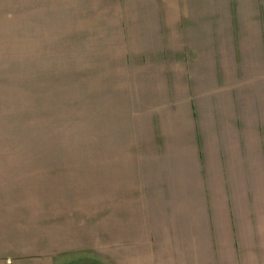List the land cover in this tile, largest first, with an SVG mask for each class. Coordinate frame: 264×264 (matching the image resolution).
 Instances as JSON below:
<instances>
[{
    "label": "rangeland",
    "instance_id": "obj_1",
    "mask_svg": "<svg viewBox=\"0 0 264 264\" xmlns=\"http://www.w3.org/2000/svg\"><path fill=\"white\" fill-rule=\"evenodd\" d=\"M232 8L248 72L223 87L242 85L260 107L264 0H0V264H264V193L256 217L254 201L238 209L235 251L224 204L214 227L205 194L166 191L136 143L153 113L142 89L153 109L163 86L156 67L144 69L159 63L161 14L168 38L178 39L182 14L202 24L183 33L201 45ZM244 8L261 10L258 29L242 26ZM261 134L258 160L264 125Z\"/></svg>",
    "mask_w": 264,
    "mask_h": 264
},
{
    "label": "crops",
    "instance_id": "obj_2",
    "mask_svg": "<svg viewBox=\"0 0 264 264\" xmlns=\"http://www.w3.org/2000/svg\"><path fill=\"white\" fill-rule=\"evenodd\" d=\"M235 9L222 14L221 24L217 23V18L211 17L214 24L201 39V45L200 41L192 37L191 40H183V33L204 31L202 24H184V17L188 14H182L183 19L179 21L182 23L176 26L178 39L173 36L168 38L167 35L174 30L170 29L167 18L164 19L167 13L161 14L163 18L159 29L165 39H162V49L158 53L159 63L147 66L145 62L143 68L152 72L151 68L156 67L153 70L163 80V86L153 95V109H147L146 97L149 94L145 90L149 86L142 89V110H152L153 113L151 124L149 127L145 125L146 132L143 133L142 141L136 143L142 144L141 154L150 155L155 161L154 168L161 177L163 175L166 178V181L161 182L166 191L175 186L174 192L178 194H205L214 227L216 209L224 204L223 208L228 211L230 219V229L235 235L234 243L236 247L238 245L235 251H240L242 233L238 230L237 221L232 222L238 219L237 211L242 208L241 204L245 209L252 208V203L259 199L257 194L264 193L256 189L258 162L259 169L263 166L261 171H264V158L260 156L258 160V155H263L261 133L264 119L262 122L259 112L264 105L259 107L256 104L254 93L248 92L253 96L247 100L246 88L236 86L234 81L232 89L223 87L224 80L229 76L230 79L241 78L248 72L243 58L246 55L245 42L240 40V35H236L243 28L237 25L236 20H231ZM253 9L249 8L250 12L246 13L244 8V18L241 20L243 27L249 26L256 30L258 28L255 24L259 21L261 10L254 12ZM163 10L166 12V9ZM203 45L206 50L202 48ZM199 48L203 49L205 55L198 51ZM255 60L256 63L259 61L258 66L262 70L264 56H258ZM211 63L215 64L212 66L213 73ZM143 84L149 85V81ZM216 89L220 93H216ZM149 136L150 139L147 138ZM248 155L252 158L248 159ZM258 187L263 188L262 185ZM244 196L248 198L247 202L242 201ZM256 206H260V202H255L252 208L255 217Z\"/></svg>",
    "mask_w": 264,
    "mask_h": 264
}]
</instances>
